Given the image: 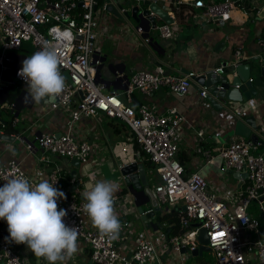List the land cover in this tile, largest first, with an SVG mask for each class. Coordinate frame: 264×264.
<instances>
[{
	"label": "built area",
	"instance_id": "2783aa9c",
	"mask_svg": "<svg viewBox=\"0 0 264 264\" xmlns=\"http://www.w3.org/2000/svg\"><path fill=\"white\" fill-rule=\"evenodd\" d=\"M119 0H111L122 15V19L130 20L125 15L131 13L135 5L143 0H130L124 7L118 6ZM174 16L185 4L195 7V16L207 22L225 25L231 18L234 9L243 8L249 0H152ZM107 0L101 5L98 0H0V132L10 124L17 127L21 122L29 121V131L33 139L24 133H13L25 144L29 153L40 151L42 162H50L49 153L54 156L76 158L82 164L93 162L89 173L93 183L103 180L101 167L105 161L115 159L112 145L108 141H100L96 136L94 142L76 131L77 125L85 118H97L105 113L109 118L120 121L129 130L128 140L122 150L127 151L132 144L137 145V154L144 164L146 176L156 178L152 192L158 201L161 215L171 213L179 208L177 216L183 232L177 235L166 233V222H160L157 216L151 225L143 223L145 229L132 224L129 210L135 206V196L129 190L114 195L115 213L121 223L118 239L109 240L101 237L92 226L83 209L86 202L81 199H67L69 190L62 186L60 170L53 169L48 181L65 193V198L58 199V210L65 209L67 215L64 222L69 227L78 229L79 255H82L83 242L88 245L83 250L88 257L87 264H184L194 255L200 246L198 234L200 227H193L201 222L207 229L209 246L216 256L215 264H264L260 253L264 252V230L262 223L249 212L252 201L259 205L264 216V152L255 153L262 145L251 139L238 137L213 153L210 149L199 147L197 150L205 158L201 168L212 165L216 159L222 160V168L218 181L209 178L201 169L188 173L179 158L180 141L184 115L177 107H170L162 113L153 111L150 104H134V94L140 92L152 96L166 87L176 95H185L196 84V78L206 72L196 70L180 71L178 74L166 72L162 63L154 70H138L131 75L117 69L120 78V89L106 88L97 82L98 66L106 63V53L102 50L104 38L109 36V15L112 19H120L106 10ZM198 14V15H197ZM151 15H156L151 12ZM121 20V19H120ZM160 20V19H158ZM157 20L155 27L146 29V21L132 25L139 41L152 49L153 39L150 33L156 31L161 38L170 39L176 36L173 24ZM113 24V23H112ZM44 27L45 32L40 30ZM149 33L148 36L145 34ZM58 36L64 39L57 46V55L61 60V74L65 77V90L55 101L48 102L51 111H59L67 118L65 131L57 136L54 132L33 129L38 117L33 112H24L30 100H26L27 85L18 76L22 61L28 56L19 53L25 42L32 41L34 52L41 50L45 43ZM242 62V51L237 49L230 62V68H236ZM225 66L214 69L225 73ZM12 80L2 78L14 73ZM14 85H18L19 94L15 101L8 96ZM200 99L208 94L206 86H200ZM104 89H109L107 92ZM257 104L251 100L246 104L253 108ZM243 106V105H241ZM3 109L11 115L10 120L2 119ZM30 109V108H28ZM21 113H24L22 116ZM233 116V115H231ZM257 135L264 141V126L260 123ZM204 133L199 132V136ZM102 150L109 151L103 153ZM110 157V158H109ZM136 162L117 164L119 171ZM138 162V161H137ZM148 164V167L146 166ZM237 172L241 185L236 188L230 185L228 172ZM242 172H247L243 177ZM122 174V173H121ZM24 176L33 186L39 181L35 175H29L16 159L3 161L0 158V186L12 178ZM125 182V176L122 175ZM76 179L72 182L74 183ZM81 183V181H80ZM149 183V180H148ZM81 185V184H80ZM131 205H133L131 207ZM185 206V210L182 207ZM136 207V206H135ZM150 206L144 213L153 210ZM137 216L141 215L136 210ZM157 213V212H156ZM151 228H146V226ZM155 226L157 227L155 229ZM223 234V235H221ZM6 221L0 220V264H47L37 259L27 248L6 241L8 237ZM134 236V241L132 237ZM255 236V238H253ZM183 248L186 249L183 252ZM163 254L173 255L165 259ZM71 260L68 261V264ZM74 264V263H73Z\"/></svg>",
	"mask_w": 264,
	"mask_h": 264
},
{
	"label": "crops",
	"instance_id": "0c3cea01",
	"mask_svg": "<svg viewBox=\"0 0 264 264\" xmlns=\"http://www.w3.org/2000/svg\"><path fill=\"white\" fill-rule=\"evenodd\" d=\"M263 5L264 0H249L245 7L234 9L232 18L225 25L220 26L215 22H207L201 18L198 19L195 16L198 9L185 4L181 7L180 11L174 12V16L171 15L174 19L173 25L176 28V36L174 38H161L151 32L150 37L153 39V43L152 49H150L145 43L139 41L134 32H129L125 39L120 36L115 37L118 38L117 40H120L119 46L115 49L112 56L106 53V64L114 63L117 65L119 71L125 72L128 75L143 69L154 70L160 63L164 65L166 72L170 74H178L180 71L185 72L187 70L207 72L224 66L226 62L230 64L234 58V52L240 49L242 51L243 63H252L260 68L264 66V18L260 19L258 16ZM108 18L111 30L116 27V19H112V16ZM118 23L116 22V24ZM121 33L124 34L123 31ZM221 41L224 43L219 46ZM227 71H230L229 67ZM255 74L259 75L258 71ZM255 85L258 87V93L252 100L257 104L253 108L251 107L249 114L242 116L244 120L238 122L235 116L229 115L225 119L214 108L207 106L205 100L200 99V86L198 84H194L189 92L182 96L172 93L166 87L161 88L152 96L135 93L134 104H150L156 113H162L170 107H177L185 117L178 154L180 160L183 161L182 163L188 173L201 169L209 178L218 181L222 168V160L218 158L212 165H206L201 168L205 158L197 149L202 147L216 153L232 139L238 137L251 139L253 130L246 122V119L252 114L256 116L257 122L260 123L261 121V124L264 126V77L258 79V81L256 80ZM47 104L48 102L36 104L30 101L28 108H34L35 112L30 109L24 112H33L38 117V121L32 125V128L54 133L65 131L66 116L59 111H46L45 106ZM2 119L4 118L2 117ZM29 126H31V123L26 120L15 128L18 129V133L29 134ZM2 130L5 132V128ZM117 130L120 132H117ZM76 131L87 137L92 134H95V137L100 136V141H108L109 145L111 144L114 147L115 159L107 161L106 166L103 164L101 174H103V168L105 167L108 168L106 170L110 175L119 171L117 167L119 162L141 161L137 158V145H130L124 153L119 146V140L116 135V138L112 140L111 135L115 133L118 137L124 136L123 140L129 141L128 128L117 120L109 118L108 121H105L104 116L101 115L97 118H85L77 125ZM201 131L204 133L203 136H199V132ZM17 141L20 140L18 138L15 141L0 139V158L3 161L16 159L27 174L35 175L38 180H47L49 173L53 169L60 170L62 177L66 180V174L69 173L71 175V172L75 170V167L70 164V159L67 157L52 155V157H48L49 163L42 162L40 161L42 156L40 151L36 154L29 153L25 144L21 141L18 144ZM263 152L264 145H260L255 150V153ZM89 164L93 169V162L82 164L77 169V179L81 181V185L72 192L71 198L81 199L82 193L86 188L94 185L89 173L87 175L91 179H89V183H86L84 180L86 174L84 173L83 166L86 167ZM227 177L231 186L240 187L241 180L237 172H228ZM101 178L107 180L105 176H101ZM73 180L74 178L69 180L70 185L66 187L68 190L73 184ZM108 181H113L117 185L115 194L121 190L123 192L127 190L126 182L123 180L122 183L118 180ZM136 210L135 206L132 207L129 210V215H135ZM137 224L139 227L143 226L145 229L143 223ZM146 228L151 227L147 225ZM149 232L151 233V231ZM134 239L133 236L132 241ZM32 260L33 264H35L33 258Z\"/></svg>",
	"mask_w": 264,
	"mask_h": 264
},
{
	"label": "clouds",
	"instance_id": "9594fccd",
	"mask_svg": "<svg viewBox=\"0 0 264 264\" xmlns=\"http://www.w3.org/2000/svg\"><path fill=\"white\" fill-rule=\"evenodd\" d=\"M63 39L58 36L22 61L18 76L27 85L26 100L36 104L55 101L65 90L57 55ZM116 191L115 182L101 180L82 193L83 209L92 226L109 240L118 239L121 231L114 208ZM63 198L65 193L46 179L34 186L24 176L8 179L0 186V220L6 221L9 233L6 241L26 245L47 264H68L78 252V229L65 224V209L58 210L57 201ZM260 256L264 260V252Z\"/></svg>",
	"mask_w": 264,
	"mask_h": 264
},
{
	"label": "water",
	"instance_id": "95a60500",
	"mask_svg": "<svg viewBox=\"0 0 264 264\" xmlns=\"http://www.w3.org/2000/svg\"><path fill=\"white\" fill-rule=\"evenodd\" d=\"M128 4H130V0L118 1V6L121 8L124 7V5ZM106 10L122 19V15L118 12L114 4H112L111 0H107ZM151 12H153L156 17L152 16ZM125 15H127L128 17H132L139 24H142L145 20L147 23V31H149L151 27H155L158 19L169 24L174 23V19L170 15V13L162 9L160 5L153 2L152 0H143L140 5H135L132 8L131 13L127 9L125 11ZM258 17L260 19L264 18V5L260 9ZM148 35L149 33L145 34V36ZM223 43L224 42L221 41L219 46L223 45ZM224 66L228 67L229 63L226 62ZM229 70L230 71H227L225 73H219L215 70L207 71L205 74H202L196 78V84H198L199 86L207 87L208 94L205 97V103L207 106L214 108V110L219 112L225 119L228 118L229 115L235 116L238 122L244 120L242 118L243 115L249 114L251 112L250 108H248L246 104L250 102L258 93V87L255 85V81H258V79L264 77V66H261L259 68L252 63L241 62L235 69L229 67ZM257 71L259 75L255 74L257 73ZM14 75L15 72L10 74V76L8 77H3L2 79L5 81H9L13 79ZM96 80L98 83L105 85L106 88H122L119 85L120 78L117 77V65L114 63H103L98 66ZM199 89L201 90V88ZM239 104L244 105L241 106ZM246 122L253 130L251 139L255 143L260 142L262 145H264V141L260 140L259 136L256 133L260 128L256 116L254 114L250 115L249 117H247ZM61 133L62 132H57L56 135L60 136ZM0 139L15 141L17 139V136L5 132H0ZM70 164L75 167V170L71 172V175L74 179H77V169L80 167L81 163L78 159L73 158L70 159ZM119 164L122 163L119 162ZM121 173L125 176V182L128 185L129 190L135 196V206L137 208V211L142 214V222L151 225L154 218L157 216L156 212L159 211V207L157 199L155 198L152 190L148 187V179L146 176L144 164L137 161L130 163L121 169ZM241 175L243 177H246L247 172H242ZM80 184V181L77 179V181L71 185L67 194L68 200L71 198L72 192H74L80 186ZM146 203H150L151 206L154 207V209L147 213H144V205ZM185 209V206H183L182 210ZM201 224V222H198L192 225L193 227H200V231L198 234V241L200 243V246L196 249V251H194V255L196 256H202L205 251H211L207 229L201 227ZM156 228L157 227L155 226V229ZM185 251L186 249L183 248V252Z\"/></svg>",
	"mask_w": 264,
	"mask_h": 264
},
{
	"label": "rangeland",
	"instance_id": "374dc122",
	"mask_svg": "<svg viewBox=\"0 0 264 264\" xmlns=\"http://www.w3.org/2000/svg\"><path fill=\"white\" fill-rule=\"evenodd\" d=\"M143 8H145V7H143ZM109 16H111V15H109ZM116 22H119V23L116 24ZM116 22H115V26L116 27L114 26L115 28H112L110 30L111 34L109 36H106V39L104 38V43H103L104 47L102 46V50L104 51V53H107V54H109L111 56L115 52V49L119 46V41L120 40H117L118 38H115V37L120 36V37H123L125 39L126 35H128L129 32H134V28H133L132 25H135V26L137 25V22L132 17L130 18V20H128V19H121V20L120 19H116ZM129 22H131L132 25ZM158 22L160 23L161 20H158ZM118 29H120V31H118ZM40 30L45 32L44 27H40ZM122 31L124 32V34L121 33ZM153 33L156 34V31H153ZM0 47H1V36H0ZM23 48L24 49H22L19 53L27 54V52H28L29 54L32 55L33 52H34V49H35L32 41L25 42ZM29 54H27V55H29ZM108 90L109 89H104L105 92H107ZM13 92L14 93H19L18 85H14ZM136 93H140V92H136ZM45 107H46V111L50 110V105L49 104H47ZM27 109L28 108H25L24 111L27 110ZM30 110L35 112L34 108H32ZM1 113H2V116H3L4 119H6V120H10L11 119V115L8 114V111L6 109H3V111H1ZM23 114L24 113H21L20 115L22 116ZM100 115L104 116V120L105 121L109 120L108 116L105 113H100ZM101 120L103 121V119H101ZM26 135L30 136L33 139L32 135L30 133L26 134ZM115 135H116V137L119 140L120 148H124L125 141L123 139L125 137L124 136L123 137H118V135L114 133V135L113 134L111 135L112 140H114L116 138ZM18 140H20V139H18ZM88 140H90L91 142H94L95 140H98V139L95 138V134H92V135H90L88 137ZM20 141H17V143L20 144ZM122 151L124 153L126 152L124 150H122ZM102 152L103 153H108L109 151L102 150ZM49 155H50V157H52L51 153H49ZM107 161H105L103 163L105 166L107 164L106 163ZM146 166L148 167V164H146ZM102 167H103V165H102ZM103 169H104V172H103L102 176H105V178L107 180H118L120 183H122V178H121V174H120L119 171H116L113 174L111 173V175H112L111 176L107 172L108 168L105 167ZM83 170H84V173L86 174V176H84V180L86 181V183H89V179L90 178L87 175H88V173H90L92 171V166L90 164L88 166H86V167L83 166ZM148 180H149L148 187L150 189H153V186L157 182V179L156 178H151V176H148ZM132 206L133 205H131V207ZM150 206H151L150 203H146L144 205L145 209L149 208ZM249 212L251 214H253L254 216H256L257 218H259V220L262 223V229L264 230V216L261 213L259 205H258V203L255 200L251 202ZM160 215H161V211H157V218L158 219H159ZM129 218L131 219L133 225L137 224V223H139V224L143 223L142 220L138 218L137 213L135 215H133V216L129 215ZM161 222H163V221H161ZM140 228H143V226H141ZM253 238H255V236ZM77 244H78V247H79V240H77ZM85 247H88V245L83 242V245H82L83 250H84ZM79 250H78V252H79ZM83 250L81 252L82 255L81 254L79 255V253L77 252V254L71 259V263L70 264H73V263L74 264H87V262L84 260V259H87V256H86L85 253H83ZM163 255H164L165 259H169V258L173 257V255H170V254H163ZM216 261H217L216 256H215V254L212 251H205L202 256H192L191 258H189L187 260L186 264H215ZM253 264H256V263H253Z\"/></svg>",
	"mask_w": 264,
	"mask_h": 264
},
{
	"label": "trees",
	"instance_id": "16d2710c",
	"mask_svg": "<svg viewBox=\"0 0 264 264\" xmlns=\"http://www.w3.org/2000/svg\"><path fill=\"white\" fill-rule=\"evenodd\" d=\"M104 0H98V4L101 5L103 3ZM20 92V91H19ZM19 93H14L13 89L11 90L8 98L10 101H15L17 95ZM120 122V121H119ZM123 124V123H122ZM124 125V124H123ZM5 132L8 134H13V133H18V129L12 127L10 124L8 125L7 128H5ZM117 132H120L117 130ZM183 162V161H182ZM73 178L71 177V175L69 173L66 174V180H64V178L62 179V186L63 187H67L70 185L69 180H72ZM179 208H175L171 213L168 214H164V215H160L159 220L160 222H166L169 224V226L166 227V233L169 235H177L183 232L182 228L180 227V224L178 222L177 216L179 213ZM19 246L23 247L24 244H20Z\"/></svg>",
	"mask_w": 264,
	"mask_h": 264
},
{
	"label": "snow or ice",
	"instance_id": "6c2138e0",
	"mask_svg": "<svg viewBox=\"0 0 264 264\" xmlns=\"http://www.w3.org/2000/svg\"><path fill=\"white\" fill-rule=\"evenodd\" d=\"M221 235H223V234H221Z\"/></svg>",
	"mask_w": 264,
	"mask_h": 264
}]
</instances>
